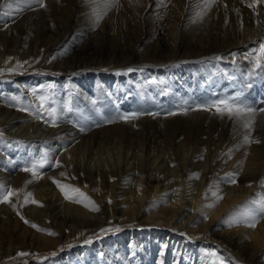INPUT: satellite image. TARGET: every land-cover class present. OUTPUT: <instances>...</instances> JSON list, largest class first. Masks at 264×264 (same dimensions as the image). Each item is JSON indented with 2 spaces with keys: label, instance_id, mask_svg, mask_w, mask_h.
<instances>
[{
  "label": "bare ground",
  "instance_id": "obj_1",
  "mask_svg": "<svg viewBox=\"0 0 264 264\" xmlns=\"http://www.w3.org/2000/svg\"><path fill=\"white\" fill-rule=\"evenodd\" d=\"M63 1L46 0L47 6L45 4V8L39 9L34 0H0V72L7 68L18 69L13 73H0V132L3 133L0 136V165L5 164L14 171L11 176L0 172V185L16 191V195L11 198V204L0 203V264H33L28 261H18L16 258L1 262L5 255L15 252L14 247L18 245V241L14 242L16 245L6 241L7 236L11 234V230L22 233L26 226L25 221H32L33 225L42 228L43 232L35 233L37 239L50 241L54 238L48 234L54 232L58 234L56 239L60 240L59 245L71 246L73 244L71 242L80 235L91 231L88 228L98 227L103 221L109 222L114 210L121 216L125 215L126 218L143 215L145 219L160 222L157 224L166 223V234L171 239L174 237L173 220L191 211L183 219L188 223L187 237L190 242L178 239L175 253L156 244L157 239H160L158 237L153 240L151 246L150 244L147 246V250L144 248L145 252L137 247V239L132 238L128 243L120 245V253L116 251L118 245L112 244L109 248L106 245L100 246L92 256L88 253L84 256L86 253L84 251L80 254L78 252L67 254L65 259L68 264H123L124 261L131 260L134 264H151L149 257L151 260L153 257L158 258L156 264H166V261L163 263L166 254L167 257L171 255V263L167 264H211L215 259L210 255L211 253H215L224 264H264V219L258 221L255 229L248 228L244 222L249 214L258 209V204L254 202L264 199L262 194L264 192H260L255 184L256 179L264 174V112L259 111L260 108H264L262 106L264 66L259 68L254 66L253 70H261L260 73L258 71L259 74L252 71L258 80L257 83L252 82L250 95L256 103L252 107L258 111L254 116L256 121L252 124L250 133L245 129L243 135L238 131L229 134L205 132L204 129H199L196 116L177 120L169 115L155 117L146 115L127 123L123 121L97 126L98 122L92 120L93 116H96L97 101L94 94L98 90L106 89L108 83L110 89L117 86L122 88L128 83L125 79L115 78L111 81L110 78H106L107 76L104 77L105 72L129 67L131 60L146 63L167 62L173 59L176 50L165 48L162 40L153 43L146 41L145 44L138 38L127 51L125 41L121 36L115 35L119 29L117 22L122 18L124 9V5L120 4L128 1L123 0L121 1L123 3H119V7L109 9L116 19V25L103 28L105 22L101 23L102 31L97 28L79 48L75 47L78 36H72L67 44L71 49L64 54H58V51H66L64 50L66 48L60 50V46L68 39L71 32L84 35L92 28L90 18L84 14L81 16L74 14L63 27H53L50 19L54 7L51 4H62ZM12 16L16 19L9 20ZM263 17L264 12L249 19L256 21ZM258 29L259 33L253 34L251 29L249 31L246 30V26L242 27L237 38L223 40L214 47H208L212 52L196 57L203 59L217 53L226 54L230 51L244 50L264 37V26L259 25ZM35 31L41 34L39 47H36L34 41L30 39ZM98 31L105 33L103 38L107 41L113 37L119 38L115 41L116 48L113 49L117 57H91L90 51L100 40L98 38L101 34ZM15 39L16 42L13 43ZM183 48L181 47L177 52L181 50L183 54L189 51ZM196 57L186 58L195 60ZM40 71L44 74L39 73ZM45 72L71 74L73 80L68 76L58 78L55 74H45ZM49 85L52 87L49 88ZM33 89L37 90L35 95ZM36 95H47L54 101L53 107L58 105L56 109L59 119L56 126H51L50 122L46 123L47 117L38 119L28 112L18 111L10 106L14 103L11 100L14 96L19 97L24 105H37L39 101ZM69 106L76 107V113H71ZM64 109L67 112H64ZM30 111L35 113L36 108L33 107ZM66 113L67 116L78 114L77 120L88 128L81 130L66 121ZM245 134H249L254 142L245 145L242 154L243 174L240 173L241 176L235 184L225 183L222 180L225 174L216 168L211 174L214 165L209 166L208 177L202 175L196 178L192 170H187L178 179L177 176H170L158 166L155 168L147 166V169L145 167L143 171L138 172L132 154L122 160L116 168L111 166L107 156L105 158L102 156V153L108 152L113 147L127 146L132 149L143 148L146 160L151 158L154 161L160 153H166L170 145L175 147L193 143L201 149L208 146L207 144L221 140L224 146L233 137L238 141L241 136L243 139ZM24 144L28 146L27 150H22L20 147ZM55 146L59 150L52 148ZM42 151L48 152L50 165L41 169L39 178L34 179L31 173L21 169L28 166L33 159H38ZM16 152L19 153L14 156ZM183 158L184 154L180 156L181 160ZM57 161L60 166L52 167L51 165L56 164ZM158 163L161 164V161ZM61 173L65 175L62 176ZM53 179L61 184L78 188L99 210L91 211L89 207H85L87 201L76 203L66 200L60 189L52 182ZM202 180L204 183L200 185ZM205 187L207 194L202 193ZM29 192L32 194L31 199L37 201V204L24 203V197ZM213 192H217L222 198L216 200L212 195ZM13 204L15 207L12 206ZM209 204L213 206L208 207ZM249 205L252 213L247 208ZM225 212L227 213L222 216ZM116 220L118 221V217ZM81 222L86 223V226L81 228L83 224ZM195 222L199 223L189 227V224ZM218 222L222 226H217ZM212 234L216 238H213ZM25 239L26 237L21 240ZM28 245H31L30 242ZM105 247L109 254L115 251L119 256L110 257V261L103 260L99 251L105 250ZM136 249L137 253H131ZM74 254L75 256H72ZM146 254L147 262L143 260ZM53 260L46 263H52ZM59 263L65 264L62 260Z\"/></svg>",
  "mask_w": 264,
  "mask_h": 264
},
{
  "label": "rangeland",
  "instance_id": "obj_2",
  "mask_svg": "<svg viewBox=\"0 0 264 264\" xmlns=\"http://www.w3.org/2000/svg\"><path fill=\"white\" fill-rule=\"evenodd\" d=\"M51 1L52 0H50V2ZM121 1L123 0H118V4L114 7H119V3H123ZM34 2L39 9L47 6L46 0H43L44 7H41L36 3V0H34ZM198 3L199 0H128L123 4H120L124 5V9L121 15L122 18L117 22L119 29H117L115 35L117 34L121 36L125 41L127 51H129L132 44L136 43V40L140 38L141 43L145 44L146 41L147 43H153L156 42V40H162V45L169 50H176V55L173 59H170L167 62L154 61L146 63L131 60L132 63H130L129 67L116 68L105 72L104 74L101 73L104 77L107 76L106 78H110V80L115 78L117 80L125 79L128 83L126 86L123 85L122 88H118L117 86L112 89H110L111 86L108 83L106 89L98 90V92L94 94V97L96 98L95 100L98 103L95 102L96 116L94 115L92 120L98 122V124H96L97 126L123 122L122 120L115 119L120 114L153 112L159 113L158 116H166L169 111H176L178 114L171 117L177 120H184L196 116L199 121V129H204L205 132H222V134H229L238 131L243 135L244 128H242L239 122H233L227 118L222 119L215 115V110L209 112L202 110L195 111L191 109H193L197 103H204L213 99L237 94H240L241 99L247 104L251 105L252 103L251 106L256 104L252 95H250L251 86L253 85L252 82L257 83L258 80L253 74V72L256 71V69L253 70L255 68V54L248 56V58H245V54L251 53L253 49H258L259 44L264 42V37L259 38L246 49L241 50L242 52L230 51L226 54L217 53L211 55L209 58L203 59L196 56H202L207 52H212L208 47H214L215 45L220 44L223 40L229 38L234 39V37L237 38L242 27L246 26V30L248 29L250 31L251 29L253 34H258V26H264V17L261 20L256 21L249 18L255 17L256 14L264 12V4H258L255 8H250L247 5L251 4L252 0H216V3L212 5L211 9L202 19H196V13L200 11ZM51 6L54 7L52 18L50 19V23H52L53 27H63L72 19L74 14L79 16L84 14L86 17L90 18L89 20L92 23V28L88 30V33L86 32L87 34L83 35L71 32L68 35V39H66L60 46V50L66 48L64 49L66 51H58V54H64L71 49L70 45L67 44H69V38L71 39L72 36L80 37H77L76 43L74 42L76 44L75 47L79 48L84 44V40L95 32L97 28L102 31L100 26L101 23L103 24L105 22L103 28H108L110 26L113 27V24L116 25V19L113 18L110 10H108L107 15H105L99 22V26L95 24L92 17L93 6L86 3L85 0H64L62 4L54 3L51 4ZM112 8L111 10H113ZM15 19L16 17L12 16L9 20ZM194 20L195 22H193ZM249 26H251V28H249ZM99 33L101 34V37L99 36L98 39L100 40L90 51L91 57H117L118 55H116V52H114L113 49L116 48L115 41L119 40V38L113 37V39H110L111 41H107L103 38L105 33ZM40 38L41 34L35 31L30 39L34 41L36 47H39L41 46ZM14 42H16V39L13 43ZM43 42L44 41H42V44ZM181 47L189 49V51H186V53L183 54L181 53V50L177 52ZM190 56L196 57L195 60L186 58ZM129 68L133 69V71H127ZM10 69L7 68L0 73L8 74L18 71L17 68ZM258 71L259 70L256 71L257 74L261 72V70L259 73ZM39 73L44 74L43 71H40ZM48 73L55 74L45 72V74ZM55 75L58 78H62L67 76L70 77L71 74H62L63 76L60 74ZM70 80L73 79L70 77ZM262 82L264 83V81ZM260 86L263 87L262 84H260ZM262 106H264V104ZM57 107L55 106V108ZM69 109L71 113H76L77 111L76 107L69 106ZM184 109H188L187 114H179ZM64 112L67 111L64 109ZM75 115L76 116H73V114L67 116L66 113V121H69L80 129H87V125L83 126L80 123L81 121L77 120L78 114ZM255 118L256 117H254V122L256 121ZM113 119L115 120L113 123L105 122ZM235 138L236 137H233L232 140L227 141L224 146H222V141L218 140L216 143L207 144L208 146L201 149H198L193 143L175 147H171L170 145L169 150H166V153L159 154L158 152L159 157H156L154 161H152L151 158L148 161L146 160L147 157L143 148L132 149L127 146L120 148L113 147L109 149L108 152L106 151L105 153H102V156L104 158L107 156L110 160L109 162L111 163V166L116 168L122 160L126 159L129 154H132V160L135 161L134 165L138 172L143 171L145 167L147 169V166L152 168L158 166L160 169H164L170 176H177L178 179L182 177L187 170H192L194 177H202V175L208 177V168L209 166L214 165V167L211 168V174L216 168L220 172H223L225 176L228 174H234L237 181L241 176L240 173H242V154L244 152L245 144L242 143V136L238 141ZM173 142L174 141H172V143ZM25 145L26 144L20 145L22 150H27L28 146ZM15 146L18 147L17 145ZM52 148L54 150H59L56 146ZM18 153L16 152L14 156ZM182 154H184L183 160L180 159ZM88 158H90V156H88ZM159 161H161V164L158 163ZM0 172H3V175L6 173V176L7 174L8 176H11L14 171L9 168V166L2 164L0 165ZM261 181H264V174L260 175L255 181L256 187L260 192H264V184H262ZM203 183L204 180L200 181V185H203ZM202 193H208L206 187ZM253 195H255V193ZM250 207L251 205L247 208H249V211L252 213V208ZM258 211L259 207L258 209L256 208L252 214H257ZM190 212L191 211H188L184 216H179L176 220H173L174 232L172 234H174L173 239L176 240L167 236V230H165L166 223L157 224L160 222L145 219L142 217L143 215L134 218H126L125 215L121 216L114 210V214L109 222L103 221L100 226H93L95 227L94 229H92L93 227L88 228L91 231L80 235L78 239L71 242L73 243L71 246L59 245L60 240L56 239L58 234L54 232V235L48 234L54 238L50 241L37 239L35 233L37 231L43 232V230L42 228H38L37 225L36 227H32V221H28V223H25L26 226L22 233H18L15 230L10 231L11 234L7 236L6 241H10L13 245H16L14 242L18 241V245L14 247L16 251L5 255L1 259V262L16 258L18 261H28V263L31 262L33 264H60V260L65 262V264H68L65 259V255L67 254L73 252H78V254H80V252L84 251L86 252L84 256L87 253L89 256H92V253L94 251L97 252V248H100V246L106 245L109 248L112 244L118 245L119 248L116 251L120 253V245L128 243L132 238H136V242H138L137 247L142 248V250L145 251L144 248L147 250V246L149 244L151 246L153 240L160 237V239H157L156 244H159L160 246L162 245L166 250H171L172 252L175 251L176 253L178 239H184L185 242H190L187 237L189 234L188 223L183 221ZM117 217L118 221H115ZM90 219L93 221L92 217H90ZM196 223L199 222H195L192 225L189 224V227ZM85 226L86 223H83L80 227L83 228ZM217 226H222V224L218 222ZM66 233L72 235L69 234V232ZM25 237V240H21ZM212 237L216 238L214 234H212ZM85 241L88 242L86 243ZM29 242L31 245H28ZM99 252H101L100 257L106 261H110V257L119 256V253L117 254L115 251H112L113 254H109L106 247L105 250L100 249ZM137 252L136 249L131 253ZM18 253H27L28 255L20 256ZM72 256H75V254ZM164 256V261L162 260L163 263L165 261L166 264L171 263V255L168 256L169 258L167 257V254ZM149 258L151 264H156L158 262V258L153 257L152 260L151 257ZM144 259L146 262L148 261L147 254L144 256L143 260ZM51 260H53L52 263H46ZM123 264H134V261H124Z\"/></svg>",
  "mask_w": 264,
  "mask_h": 264
},
{
  "label": "snow or ice",
  "instance_id": "obj_3",
  "mask_svg": "<svg viewBox=\"0 0 264 264\" xmlns=\"http://www.w3.org/2000/svg\"><path fill=\"white\" fill-rule=\"evenodd\" d=\"M36 2L41 6L44 7L43 0H36ZM86 3L92 5V17L93 22L95 24H99V22L104 18L105 15H107V12L112 7L116 6L118 4V0H85ZM216 3V0H199L198 7L200 11L196 13V19H202L204 15L207 14V12L211 9L212 5ZM258 4H264V0H252V3L247 5L250 8H255ZM195 22V20L193 21ZM254 56L255 61V67L259 68L261 66H264V42H261L259 44L258 49H253L251 53H246L245 58H248V56ZM11 71V69H10ZM127 71L131 72L133 69L129 68ZM119 74V73H117ZM52 86L49 85V88ZM33 94H36V89H33ZM37 101L39 103L37 105H24L19 97H12L11 100L14 101L13 104L10 106L15 107L18 111L28 112L30 115L36 116L38 119H44L47 117L45 122H50L51 126H56L59 115L57 112V109L53 107L54 101L50 99L47 95H36ZM33 107L36 108V112L33 113L30 111ZM191 110H202V111H209L215 110V115L219 116L220 118H227L233 122H239L241 126L248 130L250 133L252 124L254 123V116L257 109L253 108L251 105L247 104L245 101L241 99L240 94L233 95V96H227L224 98H218L213 99L208 102L204 103H197L195 104L194 108ZM188 109L182 110L179 114H187ZM260 112H264V108L259 109ZM178 113L176 111H169L167 115H177ZM141 115H150V116H157L159 113H141V112H132V113H126V114H120L115 119L122 120L124 122H131L133 120L138 119ZM106 123H113L115 120H107ZM83 130V129H81ZM3 133L0 132V136H2ZM254 141L250 139L249 134H245L243 136V144H250ZM50 165V158L47 151H42L40 153V156L38 159H33L28 166L22 168L21 170L24 172L31 173L32 177L34 179H38L40 176V170L45 168L46 166ZM52 167H58L60 166L59 161L56 162V164L51 165ZM61 175H65L64 173H61ZM198 178V177H196ZM222 180L228 184H235L236 179L234 174H228L225 177L222 178ZM52 182L56 184V186L60 189L62 194L64 195V198L66 200H72L76 203H83L84 201H87L85 203V207H89L91 211H98L99 209L95 206V204L89 200L84 193H82L78 188H74L70 185L61 184L59 181L53 179ZM262 184H264V181H261ZM71 193V195H70ZM16 195V191L11 188H5L3 185H0V203L5 204H11V198ZM212 195L215 197L216 200L221 199L222 197L217 194V192H213ZM32 194L29 192L24 197V203H33L37 204L38 202L31 199ZM111 201H109L110 203ZM254 203L258 204L259 211L257 214H249L246 220L244 221L246 226L251 229H255L257 227V223L260 219H264V200L255 201ZM15 207V205H12ZM208 207H212V204L207 205ZM206 218V217H205ZM23 219V217H21ZM25 223H28V221H25ZM235 223V222H234ZM32 227H36V225H32ZM105 231V230H102ZM51 235H54V233H49ZM86 243L88 241H85ZM20 256H26L27 253H18ZM215 259L211 262V264H224L223 260H221L219 257H216L215 253H211Z\"/></svg>",
  "mask_w": 264,
  "mask_h": 264
}]
</instances>
